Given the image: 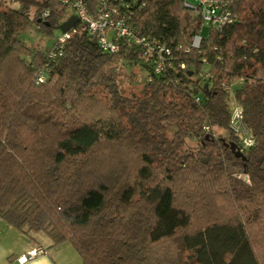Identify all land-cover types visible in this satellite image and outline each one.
<instances>
[{"label": "trees", "instance_id": "trees-1", "mask_svg": "<svg viewBox=\"0 0 264 264\" xmlns=\"http://www.w3.org/2000/svg\"><path fill=\"white\" fill-rule=\"evenodd\" d=\"M187 1H137L143 34L190 47L158 75L134 50L103 51L80 21L49 63L54 45L35 49L20 34L51 35L69 7L0 5V221L70 242L82 264H264V0H227L234 22L206 35ZM124 59L150 71L130 94L104 71ZM236 79L255 139L245 159L228 146L242 142L224 89Z\"/></svg>", "mask_w": 264, "mask_h": 264}, {"label": "built area", "instance_id": "built-area-1", "mask_svg": "<svg viewBox=\"0 0 264 264\" xmlns=\"http://www.w3.org/2000/svg\"><path fill=\"white\" fill-rule=\"evenodd\" d=\"M62 4L78 16L79 21L83 23L89 34L97 40L103 51L109 53H118L124 46L137 52L140 57L150 66L151 70L158 74H163L168 70L175 69V50L184 49L190 51V47L184 48L182 44L172 45L162 39L142 33L137 27L133 16L143 8L142 4H137L138 0H97L92 5L91 0H59ZM187 7L196 8L202 16L203 25H207L210 30L223 31V29L234 22V17L229 8L227 0H197V3L187 1ZM49 12L45 11L44 15ZM70 37V33H62L57 38L51 51L48 53L49 63L63 55L65 43ZM202 35L195 34L191 46L199 49L201 47ZM206 62L205 59H203ZM206 65L200 72L199 77L202 80L211 79V73ZM185 69V64H181ZM48 70L42 68L38 71L35 81L37 84L45 82ZM224 84V89L231 94L233 101V110L229 123L230 129L242 136L240 150H244L255 143V139L245 128L243 119L244 113L241 105L234 98V86L241 79ZM200 101V97H196ZM210 131V127H205ZM46 253L42 245H36L29 249L27 253L19 256L17 261L24 264L35 257Z\"/></svg>", "mask_w": 264, "mask_h": 264}, {"label": "crops", "instance_id": "crops-1", "mask_svg": "<svg viewBox=\"0 0 264 264\" xmlns=\"http://www.w3.org/2000/svg\"><path fill=\"white\" fill-rule=\"evenodd\" d=\"M36 245L46 253L24 264H82V258L70 242L54 244L46 232L17 230L6 221H0V264H20L17 258Z\"/></svg>", "mask_w": 264, "mask_h": 264}, {"label": "rangeland", "instance_id": "rangeland-1", "mask_svg": "<svg viewBox=\"0 0 264 264\" xmlns=\"http://www.w3.org/2000/svg\"><path fill=\"white\" fill-rule=\"evenodd\" d=\"M189 1L195 4L197 3V0ZM0 5L3 8H18L19 6L16 0H0ZM70 15H74V13L70 11ZM208 29V26L204 24L203 35L207 34ZM62 33L59 27H57L53 29L51 35H45L39 31L36 25H33L23 31L20 34V38L30 47L45 51L54 45L55 41ZM142 63V59L138 61L124 59L118 63L108 64L104 68V71L113 73L117 79L118 87L123 89L126 94H130L131 92L143 88L149 78L150 71L148 68H145ZM236 81L238 80L236 79Z\"/></svg>", "mask_w": 264, "mask_h": 264}, {"label": "water", "instance_id": "water-1", "mask_svg": "<svg viewBox=\"0 0 264 264\" xmlns=\"http://www.w3.org/2000/svg\"><path fill=\"white\" fill-rule=\"evenodd\" d=\"M79 22V18L77 15H72L70 16L69 19H67L66 21H64L63 23H61L59 25V29L63 32V33H67L69 32L77 23ZM207 86V84H206ZM228 146L231 147L232 151L235 153V155L237 157H242L243 159H245V154L242 150H240L239 146L234 143L231 142L228 144Z\"/></svg>", "mask_w": 264, "mask_h": 264}]
</instances>
